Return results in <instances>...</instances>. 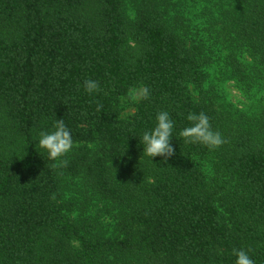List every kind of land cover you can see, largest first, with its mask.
Returning a JSON list of instances; mask_svg holds the SVG:
<instances>
[{"label": "trees", "instance_id": "obj_1", "mask_svg": "<svg viewBox=\"0 0 264 264\" xmlns=\"http://www.w3.org/2000/svg\"><path fill=\"white\" fill-rule=\"evenodd\" d=\"M127 1L0 0V264L130 253H146L147 264H236L234 249L264 264V105L253 129L221 88L264 86V0H233L215 31L171 21L159 0H142L130 20ZM88 79L98 92L85 91ZM143 87L149 98L119 119L120 98ZM161 111L174 122L167 160L143 153ZM201 112L225 141L218 148L180 136ZM58 119L73 144L98 147L79 163L126 208L122 238L91 241L67 214L60 170L39 147ZM112 170L127 172L122 185Z\"/></svg>", "mask_w": 264, "mask_h": 264}, {"label": "rangeland", "instance_id": "obj_2", "mask_svg": "<svg viewBox=\"0 0 264 264\" xmlns=\"http://www.w3.org/2000/svg\"><path fill=\"white\" fill-rule=\"evenodd\" d=\"M142 0H128L125 4L127 17L132 20L135 17L137 5ZM163 8L168 12L169 19L174 20L175 17H180L183 20L189 21L190 25L198 31L206 28L215 31L219 25L210 27V23L219 20L223 10H230L233 7V0H159ZM203 17V18H202ZM202 18V19H201ZM208 22V25L206 24ZM203 36L204 34L200 32ZM207 38V36H205ZM219 56V51H218ZM242 59L247 62L250 59L243 55ZM214 69H209V80L211 86H216ZM219 87V86H218ZM224 97L227 102L232 104L236 109L242 111L246 118L252 123L253 129L255 120L259 119L264 105V86L262 83H253V87L247 89L245 86L237 84L234 81H228L221 86ZM137 89L139 93L142 88ZM128 94V93H127ZM141 99V98H140ZM132 101L128 95L119 100V119L130 118L135 113V106L140 101ZM257 125V124H256ZM74 144L73 149L62 159H66L68 164L66 167L59 168L61 174V195L62 201L67 205V214L71 217L74 224L80 229L81 234L91 241H99L106 238L120 239L123 237V231L120 227V221L125 216L123 204L114 202L103 197L98 188L95 186L91 175L88 174L84 165L79 163V160L85 154L91 156L99 153L98 147H88L89 144ZM216 161L211 160L207 169L211 174L213 164ZM115 183L120 186L127 177V172L118 170L111 172ZM218 211L223 213V207L217 203ZM118 256V257H116ZM146 253H130L122 255H105L102 264H144Z\"/></svg>", "mask_w": 264, "mask_h": 264}, {"label": "clouds", "instance_id": "obj_3", "mask_svg": "<svg viewBox=\"0 0 264 264\" xmlns=\"http://www.w3.org/2000/svg\"><path fill=\"white\" fill-rule=\"evenodd\" d=\"M84 89L91 94L99 91L98 82L88 79L84 81ZM128 98L132 101H137L140 98H149V89L143 87L137 92V89H131L128 92ZM102 105H97V111H100ZM157 125L152 131H145L142 135L143 153L151 158L164 157L167 160L171 157L175 149L170 143L174 122L170 119L167 111L158 113ZM186 119L191 122V126L184 128L180 132V136L184 138L185 143H199L208 146L210 149H215L221 146L225 141L222 139L218 131H213L209 118L203 112L197 114L189 113ZM79 147V145H75ZM39 147L45 149L48 153V158L55 161L51 165L53 169L66 167L68 161L62 159L74 147L73 140L69 129L65 126L63 119H58L54 124V131L41 132L39 139ZM88 147H93L89 144ZM236 255V264H254V261L249 257L248 252L243 249H234Z\"/></svg>", "mask_w": 264, "mask_h": 264}]
</instances>
